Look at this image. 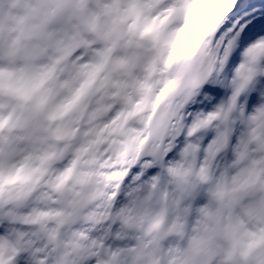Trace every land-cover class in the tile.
Returning a JSON list of instances; mask_svg holds the SVG:
<instances>
[{"label":"clouds","instance_id":"clouds-1","mask_svg":"<svg viewBox=\"0 0 264 264\" xmlns=\"http://www.w3.org/2000/svg\"><path fill=\"white\" fill-rule=\"evenodd\" d=\"M218 6L0 0V65L16 70L0 112L19 117L0 129V264H264V100L227 110L264 42L225 72ZM205 82L223 89L226 118L193 110ZM193 112L227 126L228 144L202 153ZM165 140L176 151L142 204L124 177Z\"/></svg>","mask_w":264,"mask_h":264},{"label":"snow or ice","instance_id":"snow-or-ice-1","mask_svg":"<svg viewBox=\"0 0 264 264\" xmlns=\"http://www.w3.org/2000/svg\"><path fill=\"white\" fill-rule=\"evenodd\" d=\"M216 15L218 22L215 34L218 37L220 50L219 62L223 70L231 75L240 61L241 51L248 48L253 42H264V0H219ZM8 54L10 57H14L15 45L11 46ZM118 63L124 65L127 61L120 60ZM262 65H264V57L258 60L253 57L248 62L247 74L228 97L227 110H231L233 107H239L241 111L245 108L251 109L253 105L264 100V67ZM15 76L16 70L14 68L0 65V85L12 81ZM8 86L10 87V85ZM222 97H224V91L220 86L205 82L202 95L197 98L200 102L194 103L192 108L193 110L202 109L205 113H210L215 106L217 110L224 111L226 118L227 112L221 103ZM194 115L195 112L187 114L186 131L200 136L202 143L199 147L202 153H211L217 145L223 147L228 144L230 130L227 126L223 131L219 129L215 132L209 131L201 127V122L194 119ZM18 122L19 117L15 115V109L7 115L0 112V129L8 127L11 130L17 126ZM201 132H206V135L201 136ZM176 147L174 142L168 143L165 140V145L159 153L141 158L125 175L124 184H128L129 181L133 182V194H140L137 199L142 204L157 195V190L161 188L162 170L165 163L173 156ZM168 172L175 174V170L171 168L168 169ZM120 195L118 193L117 198ZM190 195L195 196V191H191Z\"/></svg>","mask_w":264,"mask_h":264}]
</instances>
